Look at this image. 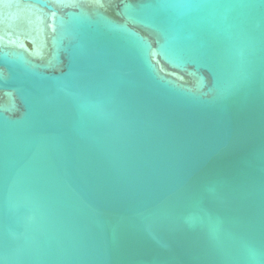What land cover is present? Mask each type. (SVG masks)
I'll use <instances>...</instances> for the list:
<instances>
[{
	"label": "water",
	"instance_id": "water-1",
	"mask_svg": "<svg viewBox=\"0 0 264 264\" xmlns=\"http://www.w3.org/2000/svg\"><path fill=\"white\" fill-rule=\"evenodd\" d=\"M0 264H264V0H0Z\"/></svg>",
	"mask_w": 264,
	"mask_h": 264
}]
</instances>
